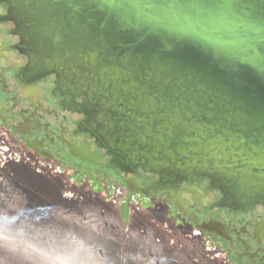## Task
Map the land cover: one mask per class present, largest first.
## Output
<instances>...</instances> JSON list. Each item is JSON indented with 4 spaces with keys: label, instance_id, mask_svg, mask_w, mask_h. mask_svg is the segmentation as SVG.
Segmentation results:
<instances>
[{
    "label": "flooded vegetation",
    "instance_id": "flooded-vegetation-1",
    "mask_svg": "<svg viewBox=\"0 0 264 264\" xmlns=\"http://www.w3.org/2000/svg\"><path fill=\"white\" fill-rule=\"evenodd\" d=\"M93 18L75 0H0V185L14 172L20 181L19 172L46 175L65 190L67 201L112 205L122 214L123 228L143 213L150 223H174L214 264H264L261 125L221 123L207 142L205 118L188 126L168 119L162 151L178 146L179 122L197 141L196 158L178 163L165 156L156 162L129 128L122 87L147 108L169 97L151 79L147 98L133 92L135 82L124 80L122 69L141 65L140 50L106 36L105 25ZM144 73L149 78V67ZM230 125L235 136L227 131ZM235 147L248 158L231 175L221 163Z\"/></svg>",
    "mask_w": 264,
    "mask_h": 264
},
{
    "label": "water",
    "instance_id": "water-1",
    "mask_svg": "<svg viewBox=\"0 0 264 264\" xmlns=\"http://www.w3.org/2000/svg\"><path fill=\"white\" fill-rule=\"evenodd\" d=\"M75 2L92 10L94 24L105 25L106 36L123 39L127 49L135 46L140 50L141 65L122 69L123 79L135 82L133 92L147 98L146 84L151 79L168 95V101L147 108L143 102L132 100L124 86L121 92V108L126 110L129 128L156 162L165 156L178 163L196 158L197 141L179 122L180 129L174 134L178 146L169 154L162 151L159 143L168 119H180L188 126L193 119L205 118L208 122L203 123V139L207 142L221 123L250 120L258 122L264 132V0ZM146 66L151 72L149 78L144 76ZM180 87L185 91L177 93ZM210 90L216 91V97L209 94ZM129 109L135 114L128 113ZM235 129L230 125L227 131L235 136ZM140 154L144 155L142 151ZM247 158L235 147L222 158L221 167L236 175ZM250 174L258 176L254 170Z\"/></svg>",
    "mask_w": 264,
    "mask_h": 264
},
{
    "label": "rangeland",
    "instance_id": "rangeland-1",
    "mask_svg": "<svg viewBox=\"0 0 264 264\" xmlns=\"http://www.w3.org/2000/svg\"><path fill=\"white\" fill-rule=\"evenodd\" d=\"M18 175L0 185V264H214L174 223L141 213L123 228L112 205L67 201L53 178Z\"/></svg>",
    "mask_w": 264,
    "mask_h": 264
}]
</instances>
